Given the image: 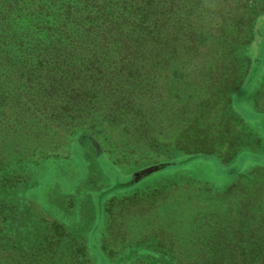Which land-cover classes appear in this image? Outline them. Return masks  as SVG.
<instances>
[{"label": "trees", "instance_id": "trees-1", "mask_svg": "<svg viewBox=\"0 0 264 264\" xmlns=\"http://www.w3.org/2000/svg\"><path fill=\"white\" fill-rule=\"evenodd\" d=\"M262 14L264 0H0V174L14 171L9 158L20 147L35 157L59 139L115 125L127 133L136 125L153 150L234 151L228 120L243 128L232 97L251 68ZM250 176L211 190L230 202L207 201L192 214L185 250L167 254L175 264H264V167ZM1 210L5 231L14 214ZM4 231L0 264H25L29 248L15 247L30 236Z\"/></svg>", "mask_w": 264, "mask_h": 264}, {"label": "rangeland", "instance_id": "rangeland-1", "mask_svg": "<svg viewBox=\"0 0 264 264\" xmlns=\"http://www.w3.org/2000/svg\"><path fill=\"white\" fill-rule=\"evenodd\" d=\"M248 56L251 68L232 97L243 129L239 122L227 125L234 151L223 147L220 156L190 157L173 147L153 150L136 125L128 133L121 125L97 135L77 132L72 142L59 139L35 157L19 153L21 147L13 151L14 171L0 174V214L1 208L14 214L8 231L30 236L15 247L29 248L25 264H175L168 255L175 259L185 250L192 214H201L207 201L218 207L230 202L227 196L212 198L211 190L225 193L239 179L251 182L252 171L264 167V14L256 19ZM163 96L160 90L157 107ZM161 126L155 129L159 140L168 132ZM152 165L160 170L135 182ZM7 218L0 216V237Z\"/></svg>", "mask_w": 264, "mask_h": 264}, {"label": "water", "instance_id": "water-1", "mask_svg": "<svg viewBox=\"0 0 264 264\" xmlns=\"http://www.w3.org/2000/svg\"><path fill=\"white\" fill-rule=\"evenodd\" d=\"M156 170H159V168L158 167H156V168L150 167V168L146 169L145 171L141 172V174L136 177L135 182L139 181L141 178L151 174L153 171H156Z\"/></svg>", "mask_w": 264, "mask_h": 264}]
</instances>
